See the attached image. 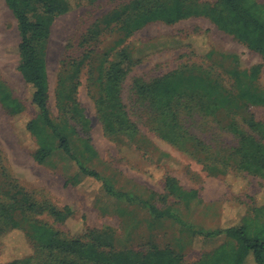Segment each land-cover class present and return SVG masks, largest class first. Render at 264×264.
<instances>
[{"label": "rangeland", "instance_id": "rangeland-1", "mask_svg": "<svg viewBox=\"0 0 264 264\" xmlns=\"http://www.w3.org/2000/svg\"><path fill=\"white\" fill-rule=\"evenodd\" d=\"M67 1L72 9L51 20L49 38L37 49L47 65L50 114L58 133L69 138L73 157L44 130L55 149L40 164L34 157L39 138L27 130L38 113L20 71L19 22L0 0V82L25 109L12 118L0 102V169L31 202L45 207L29 216L68 237L96 232L99 243L119 251L169 247L186 264L227 241L225 235L195 237L194 232L216 233L248 216L264 220V176L243 170L237 153L246 136L264 145V133L250 126L251 121L264 126V106L242 95L245 90L264 94V59L215 23L213 17L227 20L220 0H181L197 12L174 24L159 20L137 29L139 13L173 0ZM127 56L135 64L121 100L137 131L111 134L107 121L121 120L108 72ZM169 76L184 79L178 88L179 130L163 111L166 97L141 96L134 88L136 79L150 84ZM188 103L192 111L185 108ZM85 169L98 172L108 186ZM168 176L187 191H199L194 206L170 194ZM51 207L65 220H57ZM155 210H169L170 217L156 216ZM259 231L264 240V226ZM34 247L26 231L0 228V264L29 257Z\"/></svg>", "mask_w": 264, "mask_h": 264}, {"label": "trees", "instance_id": "trees-1", "mask_svg": "<svg viewBox=\"0 0 264 264\" xmlns=\"http://www.w3.org/2000/svg\"><path fill=\"white\" fill-rule=\"evenodd\" d=\"M6 1L19 22L22 37L19 49L23 59L20 71L26 83L31 86L32 105L38 113V117L27 124V130L39 138V146L34 157L37 162L43 164L55 149L53 140L42 135L44 130L52 131L56 138H59L60 147L64 152L73 157L69 138L58 133V127L52 120L48 107L47 65L37 49L39 43L49 38L51 20L57 15L70 11L72 6L67 0ZM220 2L227 9V20L213 17L215 23L264 59V5L257 0H220ZM196 12V9L184 7L181 0H173L169 4L160 3L139 13L134 20L133 28L137 29L159 20L174 24ZM134 64L135 59L127 56L125 60L115 63L108 72V78L113 83L112 87L116 90L120 100L117 118L121 121H107V133L137 131L136 123L129 119L121 100V88ZM183 82V78L176 79L174 76L155 79L150 84L143 79H136L134 88L141 96L151 93L156 100H158L157 95L160 98L166 97L167 102L163 105V111L172 116L173 128L179 130L181 129L178 120L179 107L182 105L183 98L178 88ZM242 95L247 100L264 106V94H259L254 90H245ZM0 102L9 117H19L25 113L22 102L1 82ZM102 105V99L98 100V106L102 107ZM191 105L188 103L185 108L192 111L194 108ZM250 126L255 131L264 133L262 124L251 121ZM237 153L241 157L240 166L243 170L251 169L250 173L264 176V145L255 141L253 137L246 136ZM85 173L88 177L103 182L105 187L108 186L98 172L85 169ZM166 188L170 194H178V197L186 200L187 203L197 199L199 194L197 190H185L178 180L171 176L166 179ZM40 207L31 202L29 195L19 186L9 182L4 171L0 169V228L8 231L15 229L26 231L29 239L35 244L31 256L17 259L10 264H186L182 254L176 253L169 247L158 248L155 245H147L145 249L119 251L114 246L106 247L99 243V236L96 232H90L83 237L65 236L49 225L35 221L29 216L30 211L45 210L44 206ZM18 210L22 211V216H17ZM49 210L57 220H65L63 212L52 207ZM154 212L156 216L170 217L169 210L164 212L155 210ZM260 226H264V220L260 217L250 218L248 216L241 224L229 226L216 233L194 232L195 237H217L219 235L227 237V241L205 254L204 258L194 264H245L251 255L257 264H264V240L259 231Z\"/></svg>", "mask_w": 264, "mask_h": 264}, {"label": "crops", "instance_id": "crops-1", "mask_svg": "<svg viewBox=\"0 0 264 264\" xmlns=\"http://www.w3.org/2000/svg\"><path fill=\"white\" fill-rule=\"evenodd\" d=\"M257 1H258V0H257ZM258 2H259V1H258ZM260 3H261V2H260ZM180 185H181L184 189H186L182 183H180ZM191 191H192V190H191ZM197 191H198V190H197ZM198 197H199V198L201 197V196H200V193L198 194ZM195 203H196V201H193V202L191 203V205L194 206ZM234 225H239V224L236 223V224H233V225H231V226H234ZM185 230L189 231V233H191V234H192V232L196 231L194 228H193V229H188V228H186ZM191 231H192V232H191ZM189 240H190V239H189ZM245 264H257V263L255 262L253 256L251 255V256L248 257V259L246 260V263H245Z\"/></svg>", "mask_w": 264, "mask_h": 264}]
</instances>
